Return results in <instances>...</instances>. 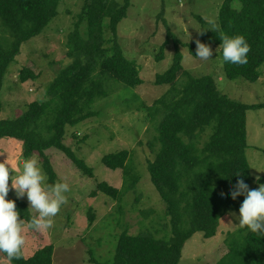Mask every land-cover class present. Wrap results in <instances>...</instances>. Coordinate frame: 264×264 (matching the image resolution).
<instances>
[{
	"label": "trees",
	"instance_id": "obj_1",
	"mask_svg": "<svg viewBox=\"0 0 264 264\" xmlns=\"http://www.w3.org/2000/svg\"><path fill=\"white\" fill-rule=\"evenodd\" d=\"M61 2L0 0V25L10 35L8 42L0 39V141L12 139L22 143L25 159L39 157L48 184L58 181L48 154L51 149L63 154L82 177L95 178L93 168L77 157L65 140L69 128L98 117L95 104L108 97L105 79L131 88L143 84L137 64L125 56L118 42L119 25L128 16L131 0L123 4L117 0H86L75 30L69 36L68 56L72 62L46 88V99L30 103L13 119L2 118L1 94L11 63L26 42L40 36L55 20ZM199 20L205 27L199 40L210 45L222 61L221 36L242 35L250 45L246 65L223 61L229 80L256 83L261 79L264 0H225L213 29L203 18ZM84 25L86 32L82 30ZM105 28L112 37L110 40L105 38ZM172 37L176 47L172 65L156 77V84L173 88L150 108L153 119L158 116L161 119L156 123L159 149L148 165L151 181L170 218L171 233L169 237L157 238L151 233L131 235L125 230L117 239L113 261L106 264H180L186 244L196 233H202L207 240L214 238L224 211H239L244 197L233 200L230 191L239 179H244L248 185L251 180L246 157L249 147L247 112L264 110V103L248 105L233 100L219 91L212 76L194 77L183 68L180 44L189 47L194 57L197 45L183 44L171 32L157 61L164 58V50ZM108 43L112 46L107 47ZM37 78V74L26 67L19 74L21 83ZM181 78L186 79V85L179 91L175 86ZM130 162L131 152L126 150L103 157L106 168L124 172L125 185L117 189L107 182H98L91 197L104 194L122 201L139 182ZM237 173L242 175L235 176ZM259 182H264V177ZM13 200H16L19 219L25 224L38 216L24 200ZM89 218L93 223L94 215ZM225 245L227 253L217 264H264V237L251 233L246 227L230 233ZM54 250V245L50 244L29 258L24 256L23 250L18 260L9 261L4 253L0 256L12 264H54ZM92 261L98 263L95 258Z\"/></svg>",
	"mask_w": 264,
	"mask_h": 264
},
{
	"label": "rangeland",
	"instance_id": "obj_2",
	"mask_svg": "<svg viewBox=\"0 0 264 264\" xmlns=\"http://www.w3.org/2000/svg\"><path fill=\"white\" fill-rule=\"evenodd\" d=\"M117 1L123 4L125 0ZM224 1L131 0L128 16L119 25L118 42L125 56L137 64L143 84L131 88L106 78L108 97L95 104L98 117L69 128L65 143L93 168L94 179L82 177L60 152L48 151L58 174L57 182H67L70 186L66 194L68 202L53 218L51 229L36 231L24 223L25 257L29 258L41 247L53 244L54 264H106L113 261L117 239L125 230L131 235L170 236V218L151 181L148 165L159 149L156 123L161 119L158 116L154 120L150 108L173 88L156 84V77L172 65L176 48L173 37L164 50V58L157 61V57L169 32L183 44L196 45L205 28L199 18L215 28ZM85 2L62 0L55 20L40 36L22 46L4 81L2 118L13 119L30 103L46 99V88L72 62L68 56L69 36L75 30ZM105 29V38L110 40L109 30ZM4 30L0 25V39L8 42L10 35ZM82 30L86 32V25ZM111 46L107 44V47ZM180 50L184 56L183 68L194 77L212 76L219 91L233 100L248 105L264 103V65L262 77L256 83L243 79L231 81L225 75L218 53L213 51L211 59L202 61L191 54L189 47L180 44ZM25 67L37 74L35 81L20 82L19 74ZM185 85L186 79L181 78L175 89L181 91ZM247 136L249 147L246 157L251 168L249 187L257 189L260 183H264H257V177H264V110L247 112ZM123 150L131 152L130 167L139 176L136 188L127 192L122 201H115L104 194L91 197L98 182H107L117 189L124 188V172L110 170L102 163L103 157ZM22 155V143L12 139L0 141V162L8 158L15 165L16 174L22 172L26 160ZM33 158L41 166L39 157ZM8 199H17L14 190L9 192ZM21 200L30 207L26 196ZM31 209L39 215L37 210ZM230 212L239 215V211H224L214 238L207 240L202 233H196L188 241L180 264H217L227 253V237L241 228L238 220L229 215ZM90 215H94L93 223ZM0 264L12 263L0 256Z\"/></svg>",
	"mask_w": 264,
	"mask_h": 264
},
{
	"label": "clouds",
	"instance_id": "obj_3",
	"mask_svg": "<svg viewBox=\"0 0 264 264\" xmlns=\"http://www.w3.org/2000/svg\"><path fill=\"white\" fill-rule=\"evenodd\" d=\"M220 38L224 62L237 66L248 63L251 47L244 36ZM196 45L195 57L202 61L211 59L213 49L210 45L200 40H196ZM240 175L242 174L237 173L235 176ZM259 179L257 177V183ZM46 180L42 167L34 158L23 162L20 174H16V167L8 158L0 162V253L6 254L9 261L22 258V250L26 243L24 220L19 219L16 200L8 199L9 192L14 190L17 199L26 196L30 208L37 210L39 215L33 216L28 224L29 228L36 231L51 229L53 218L68 202L66 194L70 191L69 184L67 182L48 184ZM230 196L233 200L243 196L244 200L239 208V215L235 212H230L229 215L238 220L241 228L246 227L251 233L264 237V183H260L257 189H250L244 179H239L230 191Z\"/></svg>",
	"mask_w": 264,
	"mask_h": 264
}]
</instances>
